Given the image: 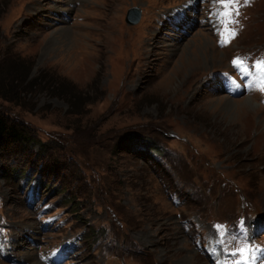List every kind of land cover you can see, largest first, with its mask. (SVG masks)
<instances>
[{
	"label": "rangeland",
	"instance_id": "1",
	"mask_svg": "<svg viewBox=\"0 0 264 264\" xmlns=\"http://www.w3.org/2000/svg\"><path fill=\"white\" fill-rule=\"evenodd\" d=\"M13 57L87 104L47 83L0 98L32 140L0 143V264H227L264 246L234 229L264 226V0H0V73Z\"/></svg>",
	"mask_w": 264,
	"mask_h": 264
},
{
	"label": "trees",
	"instance_id": "2",
	"mask_svg": "<svg viewBox=\"0 0 264 264\" xmlns=\"http://www.w3.org/2000/svg\"><path fill=\"white\" fill-rule=\"evenodd\" d=\"M8 65L10 67L8 71L0 73L2 74V76L0 75V98L6 101H17L24 87H34L40 83H47L48 87L54 89L55 92L60 93L65 90L68 91V93H70L69 100H73L70 105L74 107L75 110L79 102L82 105L87 104V100L81 102L82 97H79V93L73 91L70 85L52 79L48 81L41 76L30 78L32 66L30 64H25L23 60L18 57L11 58ZM73 113H75V111H73ZM3 141L14 144H29L32 142L30 132L22 122L14 118L5 117L0 113V143Z\"/></svg>",
	"mask_w": 264,
	"mask_h": 264
},
{
	"label": "water",
	"instance_id": "3",
	"mask_svg": "<svg viewBox=\"0 0 264 264\" xmlns=\"http://www.w3.org/2000/svg\"><path fill=\"white\" fill-rule=\"evenodd\" d=\"M139 17L140 9L137 6H134L127 11L125 21L129 24H134L139 20Z\"/></svg>",
	"mask_w": 264,
	"mask_h": 264
},
{
	"label": "snow or ice",
	"instance_id": "4",
	"mask_svg": "<svg viewBox=\"0 0 264 264\" xmlns=\"http://www.w3.org/2000/svg\"><path fill=\"white\" fill-rule=\"evenodd\" d=\"M218 2L222 5H224L225 7H227L229 4L233 3L234 0H218ZM224 15H230V13L225 12ZM232 34L234 35V33H232ZM233 63H234V65L239 66L240 64H242V61L236 60ZM260 66L262 69H264V63H262ZM244 71H246V69H244ZM221 242H223V241H221ZM237 248H238V250L243 251V249H239L238 245H237ZM232 255H235V253H233ZM237 264H239V262H237Z\"/></svg>",
	"mask_w": 264,
	"mask_h": 264
},
{
	"label": "bare ground",
	"instance_id": "5",
	"mask_svg": "<svg viewBox=\"0 0 264 264\" xmlns=\"http://www.w3.org/2000/svg\"><path fill=\"white\" fill-rule=\"evenodd\" d=\"M197 45V44H196ZM199 47V46H198ZM198 49V48H197ZM247 102L250 104V105H255V102L253 100H251L250 98H247ZM226 103H227V107L230 108L233 104V102L231 103L230 101L226 100ZM246 104V103H245ZM257 105V104H256ZM245 108V107H244ZM190 260V257H187L185 258V261H187V263L191 264V262L189 261ZM186 263V262H185Z\"/></svg>",
	"mask_w": 264,
	"mask_h": 264
}]
</instances>
